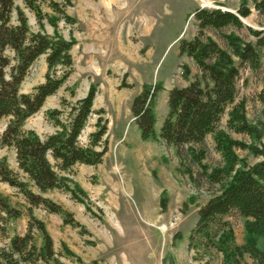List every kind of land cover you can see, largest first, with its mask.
I'll use <instances>...</instances> for the list:
<instances>
[{
  "label": "rangeland",
  "instance_id": "1",
  "mask_svg": "<svg viewBox=\"0 0 264 264\" xmlns=\"http://www.w3.org/2000/svg\"><path fill=\"white\" fill-rule=\"evenodd\" d=\"M253 1H37L45 15L37 22L34 13L25 8L21 0H14L12 25L17 24L16 9H19L27 18L30 33L57 34L75 42L70 51L73 64L68 78L45 100L40 111L25 121L24 129L33 130L44 139L54 132L45 111L60 109L66 113L70 105L94 87L93 112L80 134L79 144L87 145L89 134L97 130L95 124L101 119V123H107L104 139L108 151L100 164H76L64 174L69 180L68 188L39 194L18 170L14 150L0 146V162L17 173L31 193L63 211L55 214L44 205L33 206L17 189L0 181V197L5 199L9 209L19 213L15 218L0 210V247H7L12 236L23 235L31 216L44 224L56 252V261L37 264H79L77 259L82 264H204L205 261L221 264V254L212 249L206 254L202 249L197 254L188 249V236L195 226L198 209L219 194V186L206 179V173L224 165L211 136L205 139V156L200 166L193 161L188 146L142 141L133 123L130 104L143 86L160 87L155 103L154 129L158 134L167 114L169 91L183 88L199 76L195 63L178 52L180 39L191 40L199 34L192 12L199 8L236 13L242 4L250 10V15L242 19V29L228 26L220 31L209 28L202 31V40L211 38L228 50L222 35L234 34L252 42L246 28L264 29V13L255 11ZM58 11H64L71 21H65ZM147 18L151 22L148 23ZM4 54L11 64L15 63L10 50ZM184 65L190 72L187 79L182 77ZM46 70L42 55L29 68L20 92L30 93L33 87L43 83ZM236 89V102L245 100L247 119L256 127L259 137L231 136L264 151V105L257 99L258 94L264 92V49L261 67L256 71L242 68ZM229 109L227 107L221 117L222 128ZM99 110L103 112L98 114ZM6 122V118L0 121V134ZM192 148L194 152L201 149L200 146ZM236 154L246 166L262 160L248 150H237ZM48 159L53 163L51 157ZM224 220L233 227L235 243L243 245L245 220L234 213ZM34 233L35 243L40 246L41 235ZM256 244L264 250V237L258 238ZM243 264H253L247 254L243 256Z\"/></svg>",
  "mask_w": 264,
  "mask_h": 264
},
{
  "label": "trees",
  "instance_id": "2",
  "mask_svg": "<svg viewBox=\"0 0 264 264\" xmlns=\"http://www.w3.org/2000/svg\"><path fill=\"white\" fill-rule=\"evenodd\" d=\"M34 13L37 22L45 17L39 2L48 0H21ZM70 2V0H64ZM253 7L264 13V0H254ZM14 0H0V121L7 119L0 134V146L14 150L17 168L32 183L39 194L50 190H64L68 174L76 165L96 166L108 151L107 123L95 124L97 130L88 136L85 146L79 137L93 112L95 89L90 87L85 97L69 106L66 113L60 109L45 111V117L54 127V132L44 139L33 130L24 129L27 119L40 111L45 100L54 95L69 76L73 61L70 51L74 40H66L54 34L30 33L27 18L16 9L17 24H11ZM65 21L71 20L64 11H58ZM250 15L243 4L236 13L219 9L196 8L191 16L197 23L198 36L191 40L180 39V56L190 58L199 70L192 82L183 88H172L167 97V114L158 134L155 133V103L160 87L143 86L132 99L130 113L142 141H162L175 147L188 146L193 161L201 165L204 159V142L211 136L214 149L221 156V168L206 173L210 184L219 186V194L209 199L197 211L195 226L188 236V249L195 254L214 250L222 256L221 264H243L247 254L253 264H264V250L257 247L256 240L264 237V151L253 148L232 138L231 134L259 137L258 131L247 119L245 100L236 102V82L242 68L256 71L261 67V51L264 49V29L246 28L252 42H246L234 34L222 35L228 50L221 48L211 38L202 40L204 29H221L233 26L243 28L242 19ZM55 26V23L51 24ZM10 50L15 59L4 54ZM44 55L46 73L44 82L33 87L30 93H21L20 85L34 61ZM236 59V60H234ZM189 69L184 65L182 77L187 79ZM257 99L264 105V92ZM227 107L225 127L220 120ZM103 111L99 110L98 114ZM192 146L201 149L194 152ZM237 150H248L262 160L246 166L236 154ZM51 157L53 163L49 161ZM0 181L15 188L29 204L44 205L50 213L62 214V209L52 205L40 195H34L26 182L20 181L17 173L0 162ZM162 201V200H161ZM160 201L161 208L163 206ZM0 210L12 217L19 213L9 209L0 197ZM236 214L245 220L246 238L241 246L235 243V234L224 217ZM35 231L41 235L42 243H35ZM74 256L72 253H69ZM53 241L44 224L29 216L26 232L14 235L7 247H0V264H37L56 261ZM82 264L80 259H77ZM204 264H209L205 261Z\"/></svg>",
  "mask_w": 264,
  "mask_h": 264
},
{
  "label": "bare ground",
  "instance_id": "3",
  "mask_svg": "<svg viewBox=\"0 0 264 264\" xmlns=\"http://www.w3.org/2000/svg\"><path fill=\"white\" fill-rule=\"evenodd\" d=\"M147 22H148V23L151 22V19H150V18H147ZM150 226H153V224H151ZM161 230L164 231V230H165L164 227L161 228Z\"/></svg>",
  "mask_w": 264,
  "mask_h": 264
},
{
  "label": "crops",
  "instance_id": "4",
  "mask_svg": "<svg viewBox=\"0 0 264 264\" xmlns=\"http://www.w3.org/2000/svg\"><path fill=\"white\" fill-rule=\"evenodd\" d=\"M157 122V121H156Z\"/></svg>",
  "mask_w": 264,
  "mask_h": 264
}]
</instances>
